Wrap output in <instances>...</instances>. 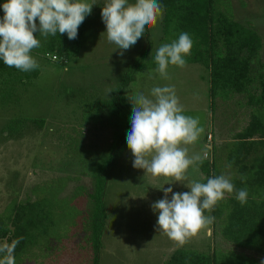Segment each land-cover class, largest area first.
I'll return each instance as SVG.
<instances>
[{"label":"rangeland","instance_id":"rangeland-1","mask_svg":"<svg viewBox=\"0 0 264 264\" xmlns=\"http://www.w3.org/2000/svg\"><path fill=\"white\" fill-rule=\"evenodd\" d=\"M230 1L236 22L254 28L261 36L264 61V0ZM86 2L93 5L92 12L86 16L87 27L83 36L76 38L70 47L68 65L62 66L39 54L37 50L47 39L36 32L34 35L40 46L33 49L37 53L31 51L30 55L39 66L40 76L26 83L21 96L18 93L14 100L16 105L10 109L0 106V214L13 200L24 199L29 189L38 186L42 193L48 190L64 232L60 233L66 236L74 230L71 217L78 216L76 224L86 221L79 213L89 207L90 194L95 190L96 168L102 167L107 179L104 194L107 220L100 264H165L177 249L231 250L232 246L219 237L215 243L211 224L183 244L169 239L157 231L158 213L153 211L152 205L164 198L163 188L171 187L174 193H183L190 192L188 187L193 181L207 182L197 164L204 160L207 152L199 139L203 134L207 136L210 130L215 136L218 129L220 133L225 128L233 130L229 127L233 110L228 102L223 107L220 99L213 104L210 72L202 65L168 66L166 78L156 69L140 71L125 96L142 93L152 98L154 87H174L183 108L182 114L198 118L199 126L204 129L195 143L181 145L187 148L189 158L199 156L200 159L189 166L183 180L153 177L145 170L133 167L134 156L125 140L109 164L115 127L108 103L113 101L132 62L148 50L146 33L151 35L152 53L157 51L162 36V17L158 16L140 40L120 56L121 50L107 39L106 25L101 17L107 0ZM135 2L129 0V3ZM219 107L222 111L218 110ZM240 113L234 111L237 120L241 118ZM15 120L21 121L24 132L20 134L22 137L10 140L4 136L3 130ZM39 127L40 131L35 130ZM225 145L222 144L220 149H226ZM63 175L70 178L63 180ZM79 185L85 187L82 198L80 196L82 207L80 198L74 196ZM82 228L75 231L73 239L64 241L62 247L58 245L55 253L39 254L26 263L94 264L92 247L88 248L85 242L78 240L77 233H81ZM240 252L260 262L264 260L252 252Z\"/></svg>","mask_w":264,"mask_h":264},{"label":"trees","instance_id":"trees-1","mask_svg":"<svg viewBox=\"0 0 264 264\" xmlns=\"http://www.w3.org/2000/svg\"><path fill=\"white\" fill-rule=\"evenodd\" d=\"M7 0H0V5ZM162 6V33L157 49L170 44L183 32L193 41L190 53L183 58L185 65H202L210 72V93L213 104L220 99L223 107L241 111L238 125H242L231 138L221 154L213 149L214 161L204 159L198 167L206 179L225 175L234 185L232 193L216 203L205 216L214 217L211 224L215 243L218 237L232 246L231 250L212 248L207 252L191 249L175 250L165 264H261V262L240 251H248L264 257V61L263 42L254 28L236 22L230 0H157ZM4 16L0 7V19ZM84 22L78 28V37L83 36L87 27ZM39 26V22L37 21ZM149 27V26H148ZM147 27V28H148ZM38 33V32H37ZM35 34V33H34ZM42 42L39 54L51 61L67 66L71 55L70 47L74 40L67 34L47 37ZM150 33H146L148 50L132 62L124 74L122 83L108 107L114 119L115 142L112 149V163L131 130L132 105L125 93L140 71L158 68ZM77 37V38H78ZM33 52L37 53L35 50ZM74 52V50H73ZM32 56V55H31ZM53 58H56L54 61ZM150 58V60H149ZM169 66H172L169 64ZM40 76L39 66L30 72H23L6 66L0 60V106L10 109L16 105V96L26 83ZM222 111V108H218ZM226 110H228L226 108ZM236 114V113H235ZM238 116V115H236ZM231 120V119H230ZM43 123V122H40ZM21 121H11L3 130L7 139L22 137ZM26 127V126H24ZM35 130H41L37 128ZM223 131V130H222ZM219 129L217 133H219ZM230 132V130H228ZM217 136V135H216ZM220 149V148H219ZM216 152V153H215ZM218 155V156H217ZM228 170L232 175L228 176ZM95 190L90 194V205L82 208L85 222L75 223L78 216L71 217L74 230L66 236L60 232L59 215L49 199L48 190L40 192L33 187L26 192L24 199L13 200L0 214V264H27L39 254L48 256L55 253L58 245L63 246L77 233L93 249V263L100 264L102 238L106 226L104 194L107 184L105 168H96ZM66 175L62 176L65 180ZM67 177L66 179H69ZM85 188V187H84ZM83 186H77L74 194L82 198ZM246 189L248 196L241 204L236 195L238 190ZM80 204L82 207V199ZM80 221V220H79ZM80 226V227H78ZM70 235V236H69ZM87 251H90L87 249ZM28 260V262H27ZM27 262V263H26Z\"/></svg>","mask_w":264,"mask_h":264},{"label":"clouds","instance_id":"clouds-1","mask_svg":"<svg viewBox=\"0 0 264 264\" xmlns=\"http://www.w3.org/2000/svg\"><path fill=\"white\" fill-rule=\"evenodd\" d=\"M0 7L4 12L0 19V60L10 68L30 72L38 68L30 55L40 46L34 33L45 37L66 33L69 40H74L93 5L86 0H7ZM161 14L162 6L157 0H136L134 4L129 0H107L101 10L107 39L121 50L120 56L140 40ZM192 44L189 34L183 32L178 39L157 49L154 59L162 77H167L169 64L185 66L183 57L190 53ZM151 97L142 93L126 97L132 104L131 130L126 142L134 156L133 167L153 177L183 180L189 166L200 157L189 158L187 148L181 145L195 143L204 129L198 118L182 114L174 87H154ZM188 188L190 192L183 193L163 188L164 198L152 205L158 213L157 231L180 244L212 224L214 217L205 216V210L210 211L225 193L234 191L233 183L225 175L209 178L206 183L193 181ZM247 196V190L240 189L236 199L243 204ZM8 264H12L10 259Z\"/></svg>","mask_w":264,"mask_h":264},{"label":"crops","instance_id":"crops-1","mask_svg":"<svg viewBox=\"0 0 264 264\" xmlns=\"http://www.w3.org/2000/svg\"><path fill=\"white\" fill-rule=\"evenodd\" d=\"M203 78H206V76H204ZM238 119V117L237 116H234V117H232L231 118V125L229 126V127H231L233 130H230V132H228V128H225V131L223 132H219V133H217V136H215L214 134H213V132L210 130L209 131V133L207 134V136L209 135V134H212V136H213V140H214V142H213V145H214V149L217 147V149H215V150H217V154L219 155V154H221L222 153V149H219L220 148V146L222 145V144H227L228 142H230L231 141V138L233 137V136H235V134L237 133V132H239V130H241L242 129V125H238V121H240V119L239 120H237ZM207 136H205L204 134L200 137V139H199V143H202V144H204V146H205V148L207 147V143H206V138H207ZM207 149V148H206ZM216 153V152H215ZM217 155V156H218ZM204 159H205V154H204ZM214 161V153L212 154V158L211 159H209V161Z\"/></svg>","mask_w":264,"mask_h":264},{"label":"built area","instance_id":"built-area-1","mask_svg":"<svg viewBox=\"0 0 264 264\" xmlns=\"http://www.w3.org/2000/svg\"><path fill=\"white\" fill-rule=\"evenodd\" d=\"M53 60L55 61L56 58H53ZM213 136L212 134H209L206 138V143H207V152L205 153V159H211L212 158V154H213V149H214V145H213Z\"/></svg>","mask_w":264,"mask_h":264}]
</instances>
